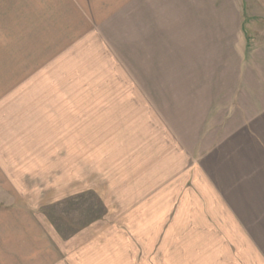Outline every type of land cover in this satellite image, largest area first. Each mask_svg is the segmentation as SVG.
Instances as JSON below:
<instances>
[{
	"label": "rangeland",
	"instance_id": "rangeland-1",
	"mask_svg": "<svg viewBox=\"0 0 264 264\" xmlns=\"http://www.w3.org/2000/svg\"><path fill=\"white\" fill-rule=\"evenodd\" d=\"M228 2L264 21V0ZM135 5L0 0V264H219L228 238L167 206L185 190L166 177L163 93L126 75ZM169 8L172 32L187 6ZM248 23L238 37L264 47Z\"/></svg>",
	"mask_w": 264,
	"mask_h": 264
},
{
	"label": "crops",
	"instance_id": "crops-1",
	"mask_svg": "<svg viewBox=\"0 0 264 264\" xmlns=\"http://www.w3.org/2000/svg\"><path fill=\"white\" fill-rule=\"evenodd\" d=\"M140 1L126 12L134 30L126 75L167 105L174 161L167 156L166 177L185 190L167 206L203 221L201 235L228 238L219 264H264V47L235 30L264 21L255 24L247 8L239 18L228 0ZM181 6L186 15H172L168 32L165 13Z\"/></svg>",
	"mask_w": 264,
	"mask_h": 264
},
{
	"label": "trees",
	"instance_id": "trees-1",
	"mask_svg": "<svg viewBox=\"0 0 264 264\" xmlns=\"http://www.w3.org/2000/svg\"><path fill=\"white\" fill-rule=\"evenodd\" d=\"M74 201V200H73ZM70 203H71V201H69ZM96 202L98 203V205L100 206V207H102V203H101V201L99 200V199H96ZM53 223H54V220L51 218L50 219Z\"/></svg>",
	"mask_w": 264,
	"mask_h": 264
}]
</instances>
